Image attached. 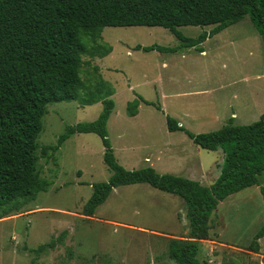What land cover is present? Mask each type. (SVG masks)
<instances>
[{
  "label": "rangeland",
  "instance_id": "obj_1",
  "mask_svg": "<svg viewBox=\"0 0 264 264\" xmlns=\"http://www.w3.org/2000/svg\"><path fill=\"white\" fill-rule=\"evenodd\" d=\"M213 27L183 26L180 30L198 37ZM101 42L112 51L103 58L85 55L91 65L84 66L82 77L87 78L92 65H98L115 89L108 130L118 162L129 170L140 169L151 166L145 160L150 156L159 173L213 184L220 173L222 152L201 148L185 131H169L167 116L195 134L211 132L228 123L232 111L252 110L258 94L257 109L236 119L235 124L260 119L264 113V41L251 18L246 16L209 40L205 55L196 47L183 46L169 29L160 26L105 27ZM137 45L176 51L146 52ZM179 74L182 83L175 86L173 77ZM188 75L192 76L191 86L213 90L203 95L183 94L190 89ZM138 96L151 104L142 102L134 118L128 114V103ZM103 108L101 102L89 106L78 100L50 103L39 144H57L67 126L94 121ZM223 111L221 118H214ZM169 149H175L174 153H168ZM184 151L199 161V167L177 173L180 162L164 155ZM41 152V176L51 185L0 219V264H176L168 256L169 239L187 235L190 229L187 205L179 196L148 184L120 186L94 216H86L83 209L92 195V184L108 181L112 175L104 162L101 137L75 134L50 159ZM260 185L232 194L219 204L213 215L214 228L202 241L201 264H264V237L259 252L249 248L264 225ZM61 235L65 242L57 248L41 256L32 251Z\"/></svg>",
  "mask_w": 264,
  "mask_h": 264
},
{
  "label": "trees",
  "instance_id": "obj_2",
  "mask_svg": "<svg viewBox=\"0 0 264 264\" xmlns=\"http://www.w3.org/2000/svg\"><path fill=\"white\" fill-rule=\"evenodd\" d=\"M246 16L264 41V0H0V219L49 189L51 182L41 176L39 168L40 149L50 159L75 134L95 133L102 139L104 162L112 175L108 181L92 184L83 214L94 216L112 191L125 185L148 184L179 196L187 205L190 229L187 235L169 239L168 256L176 264H201L202 241L214 228L213 215L219 204L232 194L260 185V176H264V114L248 125L230 120L218 130L199 134L167 116L171 132L185 131L201 148L222 152L219 176L210 186L159 173L152 166L129 170L118 162L109 138L115 89L98 65H92L87 78L82 77L84 66L91 65L84 56L103 58L112 51L101 42L105 27L132 26L167 28L183 46L202 52L208 37ZM183 26L214 27L189 37L180 30ZM136 48L176 51L160 45ZM75 100L84 106L101 102L104 108L94 121L67 126L57 144L41 146L38 138L48 105ZM142 102L151 104L138 96L128 103V114L137 115ZM260 190L264 198V184ZM263 237L264 225L249 248L259 252ZM64 242L61 235L32 251L41 256Z\"/></svg>",
  "mask_w": 264,
  "mask_h": 264
},
{
  "label": "crops",
  "instance_id": "obj_3",
  "mask_svg": "<svg viewBox=\"0 0 264 264\" xmlns=\"http://www.w3.org/2000/svg\"><path fill=\"white\" fill-rule=\"evenodd\" d=\"M229 28V27H228ZM228 28H226V29H228ZM225 29V30H226ZM225 30H223V31H221L220 33H218V34H216V35H214V36H212V37H208L207 38V40L205 41V42H203V44L201 45L202 46V48H203V51L201 52L203 55H205V54H207L208 53V51L206 50V45H207V43L209 42V40H211V39H213V38H218L221 34H222V32H224ZM209 32V31H208ZM180 75L181 74H179V75H177L176 77H173V82H174V85L176 86V85H179V84H181L182 83V79H181V77H180ZM192 78V76H187V84H188V86L190 87V89H189V91H186V92H184L183 94H187V93H189V94H192V95H203V94H208V93H210L213 89L212 88H209V87H200V88H195L196 86H191L192 84H193V82L192 83H190L191 82V79ZM181 79V80H180ZM184 79H186V77L184 78ZM194 81V80H193ZM252 93H254V92H252ZM178 96H179V93H178ZM256 97V100H253L252 102H253V109L252 110H244V109H240L239 111H232V113H231V115H230V117L231 118H229V120H228V122L230 121V120H233L234 121V123L236 122L235 120L236 119H238L239 117H241V116H243L244 114H246V115H248V114H250V115H252L253 114V112H254V110L255 109H257V105H258V94H256L255 95ZM262 102H264V98H262ZM225 112H226V110H224ZM224 111L223 112H221V113H217V114H215V116H214V118L216 119V118H221L222 117V114H224ZM139 111H138V113H137V115H135V116H131V117H134V118H136V117H138V115H139ZM187 114H189V113H187ZM264 114V113H263ZM130 116V115H129ZM183 123L181 122V121H179V125H181V126H184V125H182ZM167 128H168V126H167ZM169 130V129H168ZM170 131V130H169ZM174 150L175 149H169L168 151V153H174ZM186 153V151H184L183 152V154L182 155H177V154H175V155H173V154H170L169 156H166V155H168V154H165L164 155V157L165 158H168V159H170V160H178L177 162H176V164L177 163H179L180 162V164H178L179 165V167L177 168V173H181L182 171H187V172H189L190 170H192L193 168H195V167H199V161L198 160H195V159H192L191 157H189L187 154H185ZM183 156H185L187 159L186 160H184V157ZM145 160H146V162H149L150 163V165L151 166H154L153 164H152V158L150 157V156H148V157H146L145 158ZM180 171V172H179ZM186 172V173H187ZM222 244H225L226 246H233V244H230L229 243V245L226 243V242H224V243H222ZM173 261V260H172Z\"/></svg>",
  "mask_w": 264,
  "mask_h": 264
}]
</instances>
